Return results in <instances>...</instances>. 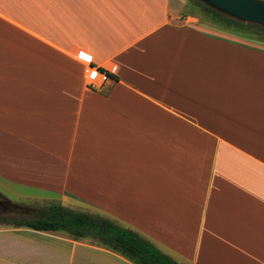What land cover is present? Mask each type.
Listing matches in <instances>:
<instances>
[{
  "label": "crops",
  "instance_id": "1",
  "mask_svg": "<svg viewBox=\"0 0 264 264\" xmlns=\"http://www.w3.org/2000/svg\"><path fill=\"white\" fill-rule=\"evenodd\" d=\"M88 61L116 66L102 90ZM0 178L181 264H264V34L186 0H0ZM0 264L133 263L12 226Z\"/></svg>",
  "mask_w": 264,
  "mask_h": 264
},
{
  "label": "trees",
  "instance_id": "2",
  "mask_svg": "<svg viewBox=\"0 0 264 264\" xmlns=\"http://www.w3.org/2000/svg\"><path fill=\"white\" fill-rule=\"evenodd\" d=\"M197 3L205 6L203 3ZM216 16L231 23L255 26L238 22L205 6ZM23 209V208H22ZM36 216L8 222L16 228H29L37 231H58L74 239H88L93 243L122 255L133 264H181L159 250L151 241L138 232L125 228L103 215L76 211L61 204L38 208Z\"/></svg>",
  "mask_w": 264,
  "mask_h": 264
},
{
  "label": "rangeland",
  "instance_id": "3",
  "mask_svg": "<svg viewBox=\"0 0 264 264\" xmlns=\"http://www.w3.org/2000/svg\"><path fill=\"white\" fill-rule=\"evenodd\" d=\"M186 4L188 6V12L190 14L201 17V19L213 20L216 23H219L228 29H233L237 31H250L255 34L256 33L264 34V30H261L258 27L235 24L221 17H218L213 12L209 11L205 6L197 3L196 0H186ZM85 83H86V80H85ZM94 91H99V90H94ZM0 195L3 198H5V200L11 202L12 204L18 205L21 208H23V209L17 210L11 216L1 217L0 227H12V225L8 224V222L13 221V220H18V219L25 220V219L35 217L37 215L36 210L38 208L48 207V206L57 204V202L61 205H64L63 203H66V204L70 203V200L63 199L62 201V198L60 195L49 193L47 191L30 188L27 186H17L12 183L6 182L2 178H0ZM64 206L67 207V205H64ZM81 212H84V211H81ZM89 214H98V213H89ZM125 228L131 229L129 227H125ZM140 235L144 237L145 239H147L146 236H143V234H140Z\"/></svg>",
  "mask_w": 264,
  "mask_h": 264
},
{
  "label": "water",
  "instance_id": "4",
  "mask_svg": "<svg viewBox=\"0 0 264 264\" xmlns=\"http://www.w3.org/2000/svg\"><path fill=\"white\" fill-rule=\"evenodd\" d=\"M238 22L264 28V0H196Z\"/></svg>",
  "mask_w": 264,
  "mask_h": 264
},
{
  "label": "built area",
  "instance_id": "5",
  "mask_svg": "<svg viewBox=\"0 0 264 264\" xmlns=\"http://www.w3.org/2000/svg\"><path fill=\"white\" fill-rule=\"evenodd\" d=\"M116 73V66L111 68L97 66L88 61L85 69V80L88 88L92 90H101Z\"/></svg>",
  "mask_w": 264,
  "mask_h": 264
},
{
  "label": "flooded vegetation",
  "instance_id": "6",
  "mask_svg": "<svg viewBox=\"0 0 264 264\" xmlns=\"http://www.w3.org/2000/svg\"><path fill=\"white\" fill-rule=\"evenodd\" d=\"M20 209H22L20 206L12 204L0 195V218L11 216Z\"/></svg>",
  "mask_w": 264,
  "mask_h": 264
}]
</instances>
